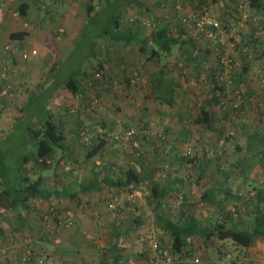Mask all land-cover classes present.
<instances>
[{
  "label": "rangeland",
  "instance_id": "374dc122",
  "mask_svg": "<svg viewBox=\"0 0 264 264\" xmlns=\"http://www.w3.org/2000/svg\"><path fill=\"white\" fill-rule=\"evenodd\" d=\"M189 1L163 0V6L170 8L169 14L171 16L170 22L166 25L170 28H173L178 23L181 25L179 17H186L191 11L197 10L196 8L198 7L206 8L211 17L216 16L226 19L227 29H217L216 39L210 40L208 44V40H201L199 43L201 46L207 45L212 49L216 47L212 53L210 51L207 54V56L209 55L207 63L210 62L209 65H214L216 69L220 68L216 60V54L222 55L224 58L222 64L224 69L232 66L230 72L238 71L245 63L244 60L248 59L246 63H248L249 73H247L242 84L236 85L235 88L239 89V91L237 90L238 93H235L234 90L233 92L229 90V93H227V96L231 97V101L234 103L236 101V104H239L238 110L234 111L229 104L224 105L225 109L227 108L226 115L224 119L214 124L217 128L216 131L210 132L204 126L194 123L193 117L197 114L199 107L205 103L204 94H210V86H206V83L203 82V79L205 80L204 76H201V80L197 76L195 78L192 77L194 84L191 82L190 77L187 76L189 63L184 67L182 66V75L178 76V74V78L176 77L177 86L174 94L172 91L174 106L169 107L166 104L154 101L149 95L147 83L144 81L147 78V70L153 64L155 65V60L150 63L151 65L149 64L148 68L144 69L143 61L134 60L136 55L134 51H131V46H127L125 58L128 57L131 63L124 66V71L114 70L113 75L110 71L105 74L114 82L109 89V93L112 94L109 98L113 97V102H111L112 106L110 105L108 112L106 110L104 112L99 102L102 91L98 95L93 92L94 87H85L87 91L84 93V102H82L84 103V112L94 115V118L97 115L98 119H102L103 122L98 120L99 122L93 125L91 121L95 122V120L88 117V115L83 118L80 116V119L82 118L83 127L95 129L96 133H98V129L108 131V135L118 134L123 130L129 132L127 137H123L118 141H108V145L105 146L106 150L93 156V159H109L107 161V170H103L99 176L106 175L109 178H115L120 173V169L131 166L139 170L142 180L136 186H132L131 189L106 187L100 184L98 190L79 192L73 198L65 195L57 198L52 203L33 200L30 203V211L27 210L29 215L25 214L24 218L29 227H26L27 229L23 231L28 233V237L34 239L40 237L36 227L40 221L38 210L40 211L41 208L48 209L50 212L47 218H50L51 215L54 217L57 215L61 219L59 224H55L52 220L50 221V229H55V233L49 234L51 241L55 239L56 235L58 236L61 230L65 231L70 226L71 228L74 227L69 223V219L72 221L73 210L79 209L85 215L83 221L79 224H83L82 228H86V231L80 229L81 236H71L70 238H72V242L74 238L77 239L78 251H80L79 253L84 261L91 259L94 261L93 264H95L97 257L100 256L102 259V257L107 256V252L101 248V243L104 240L102 233L105 230L97 225L106 223L111 233H114V231L122 232L120 233V238L119 236L114 238L113 234L109 237L110 240L114 239L112 243H114L119 255L125 251L126 262L127 257H130L132 264H144L145 258L141 257L140 254L147 251L153 242H159L160 244H166L167 242L166 240L163 241L160 227L153 220L149 211L151 182L175 185L179 189L180 193L176 195L177 198L174 199L170 196L164 205L166 214L171 217L178 216V211H182L184 215H189L190 208L180 198L181 194H183L181 196L185 197V200L197 198L203 191H209L210 188L212 190L216 189L218 186L217 180L219 179L221 180L220 183L228 185L229 193H249L253 192L252 188L264 190V145H259L258 152H250L251 155L245 159L242 156H248L249 151L244 150L241 138L238 135V127L241 129L244 127L243 129L248 131L258 129V121L252 118L256 112V109L253 111L254 106L264 108V83H260L259 78L255 75L257 71L264 68V9L255 13L245 2H233L232 0H203V3H198L197 5L196 3L191 4ZM93 7L95 8V5ZM173 9L175 12H173ZM109 10L110 8L105 7L104 10L100 11V14L98 12V16L96 18L93 17V20L86 24L83 35L80 38V47L75 48L72 54L66 53L63 55V60L56 72L58 79L65 77L81 65L89 64L88 67L92 65L93 60L88 57L89 40L92 38L90 43L92 47L100 45L102 39L96 37V34L101 30V27L108 24L105 14ZM235 10H239L238 20H229L228 17L235 15ZM252 27H255L258 31L260 30V32H257L260 43L257 44L256 48L263 52L261 55H258L257 51H250L249 46L247 48L244 46L246 36L244 38L241 33H246ZM145 28V31L148 32L149 29ZM183 28L186 35H190L193 38L196 36L195 31L189 26L185 25ZM175 50L172 47L169 54L160 53L157 57L159 58L158 63L167 62V65L172 66L176 56L178 59L176 66L180 67L184 63V57L187 56V52L184 53L179 49L180 51L178 52L177 50V54H174ZM243 56H247V58H243ZM49 60H51L50 57L43 60L41 53L37 54L33 59V61H37L35 62L36 67L41 70L46 68ZM117 67L120 68L122 66L117 64ZM158 75L159 73L155 71L150 76L156 78ZM123 76L127 77L128 85L124 83ZM94 84L96 86V83ZM160 91L163 93L161 94L163 97L171 94L170 88L166 83H162ZM88 92L97 95L94 101L91 102V99L89 101V97L86 99L85 95ZM234 93L235 96L232 95ZM191 101H194L193 104H191ZM9 107L11 108V104ZM102 112L105 117H102ZM14 113H16V110L12 106L9 109L7 121L0 127V150L6 154L4 164L10 168L7 174L11 176V179L15 178L17 180L24 173L35 175L41 169L42 174L49 175L51 187H56L59 184V176L65 171L70 172L69 176L65 174L64 179L67 181L76 180L78 184L89 182L92 175L91 162L96 160L90 159L84 163L83 161L81 162L86 146L78 150L65 151L68 157L66 160L64 159L63 163L61 161L63 156L59 155L64 152L55 149L53 153L56 155L52 161L54 176L49 174L52 170L49 167L51 164L49 159L46 164L49 165L47 167L46 165L28 162L24 173H22V155H28L32 152L31 146L23 143L22 136H25V134H22L23 128L26 126L34 128L38 124L40 116L45 114V111H41L36 118L29 116L33 113L32 110L20 114V117L14 116ZM71 113H75V111ZM54 120L57 121V118H54ZM59 120L62 125L66 124L64 119L60 118ZM262 120L264 121V118ZM260 127H264V122ZM89 134L91 135V133ZM85 137L88 139L87 136ZM86 138L81 141L83 143L86 142ZM234 144L239 148H234ZM114 149L116 150L113 151ZM124 153H126L125 157ZM73 160H80L77 167L73 164ZM138 160L141 162L140 165H138ZM198 160H202L204 163L198 165L196 164ZM236 161H241V164L235 165ZM144 167L148 170H143ZM47 168H49V171ZM78 168L79 171L76 170ZM234 176L235 179L233 180ZM226 179L228 180L227 182ZM67 181H64V184H67ZM56 188L64 189L65 187L58 185ZM75 189L76 187L69 186L68 190H65L69 192ZM213 193L215 192L213 191ZM239 200L240 198H230L231 202L229 204L231 206L229 205V207L233 206L236 209L239 204H242V201L239 203ZM56 211L61 212V214ZM15 214V211H1L0 209V225L5 228L8 226L10 230L13 221L15 220L16 222ZM138 215H140L141 223L134 228L135 222L133 221L136 217L138 218ZM74 223H78L77 220ZM53 224L56 226L54 227ZM92 224L93 226H91ZM87 227L91 228L88 229ZM124 230H127V232H123ZM20 233L22 234V231ZM19 235L17 234L16 236ZM5 237L7 239L12 237V232L10 231V234H6ZM194 241L197 245V240ZM123 244L125 246H121ZM197 247L199 248L198 245ZM100 252H104L102 256ZM45 253L38 252L36 263H33L48 264L41 262L43 255H47L46 251ZM184 264L188 263L185 261Z\"/></svg>",
  "mask_w": 264,
  "mask_h": 264
},
{
  "label": "trees",
  "instance_id": "16d2710c",
  "mask_svg": "<svg viewBox=\"0 0 264 264\" xmlns=\"http://www.w3.org/2000/svg\"><path fill=\"white\" fill-rule=\"evenodd\" d=\"M232 1L245 2L249 8L255 11V13L261 12L264 9V0ZM203 2V0H198L196 2V5ZM149 5L150 4L146 0H105L104 4L97 8H94L93 5H89L85 7L86 22L84 28L90 20H93V17L96 18V16H98V12L100 14V11L104 10V8L107 7L110 8V10L107 14H104L106 16L105 19L108 21V24L101 27V30L98 31L96 37L101 39L104 38L105 40L111 41V43L116 42L124 44L125 46H136L137 52L141 54L143 56V59L147 61L155 60L156 62V60L159 59L157 57L160 53L169 54L172 47L177 50L181 49V51H183L184 53L187 52V56L184 57V63L180 67L176 66V62L178 61L176 56L174 57L175 61L172 66H169L167 65V62H164V65H162L161 67L169 66L168 68L166 67V75L168 77H165L166 75H164L161 71H157L159 73L158 77L152 78L151 76L149 79L150 96L152 97V99L159 103L166 104L169 107H171L173 104L172 91L174 94L175 87L177 86L175 85L176 82L172 79L176 78L178 74V76L182 75L183 67L190 62L192 64H195L196 68L202 66L203 64L208 66V73L204 72L205 80H203V82L206 83V86H210V94L204 98L205 105L199 107L197 114L195 115V117H193V122L204 126L206 130H217L214 124L217 121L224 119L226 115L225 112L227 111V108L225 109L224 105L226 106L227 104H229L231 109L233 107L234 111L238 110L239 104L237 105L236 101L235 103L231 101L232 99L231 97L227 96V93H229V90L232 92L234 90L235 93H238L239 89L235 88L236 85L242 84V82L246 78L247 73H249L247 65L248 63H246L248 62V59H245V63H243L241 68H239L238 71L234 72H230L232 66H228L225 69L223 68L222 64L224 58L222 57V55L220 56L219 54H216V60L220 68L216 69L214 65H209L210 62L207 63L209 56H207V54L210 53V51L212 53L216 47L212 49L207 45L201 46L199 42L201 40H208V44L210 40L212 41L213 39L217 38V29H227V24L225 21L226 19L223 17H211L208 14L213 24H202L200 26L195 25L193 22L191 23L182 21V17H179L181 25L178 23L173 26V28H170L166 24L164 25L157 22V17L155 18V16L147 17L145 15L146 17H141L143 19L140 20V22L138 21V19H136V21H133L132 19V22H135V24L131 23V26H137V24L140 23L141 30H145V27L149 29L146 34L144 33V36H141L138 32L135 31V29H133V27L127 25V23H124L122 21V17L128 9H133L137 13L138 11H140V14H145L146 11L149 10ZM16 8L18 16H23L26 12L27 4L24 0H19ZM196 9L198 10L200 8L198 7ZM204 9L206 10V8ZM173 12H175L174 9ZM238 18L239 10H235L234 16L228 17L229 20L233 21L238 20ZM145 24H149V26ZM185 25L189 26L195 31L196 36H194V38L190 35H186V32L183 28ZM23 26L25 27L26 23ZM138 27L139 26H137V29ZM247 32H240L244 38L246 36L244 46L246 48L249 46L250 51H257L258 55H261L263 52L256 48L257 44L260 43V40L258 39L259 35L257 33L260 32V30L258 31L255 27H252L249 28ZM13 36V38L20 40L24 36V31L17 32ZM49 36L51 35L47 34L45 36L43 45L46 48L48 47V49L51 51L54 58V63L52 65H56V63L59 61V52L57 50V47L49 44ZM91 41L92 38L89 40L88 44V57H91L93 60L97 57L99 58L100 55H98L97 51L90 45ZM209 48L212 50H210ZM28 52L29 51L25 53ZM22 53H24V51L19 54V59L21 61H26L27 59H29V57L33 56L28 55V57L22 58ZM245 57L247 58V56H243V58ZM101 68L102 67L100 63H93L88 67L87 70L82 69L79 66L76 70L70 72L66 75V77H64L63 87L72 94H75L79 90H82V84L84 85L82 86V88L85 86L93 87V83H101L104 78ZM195 72L198 73V70H196ZM7 73L13 74V68L7 71ZM96 74L98 75L95 76ZM195 75L197 76L198 74ZM255 75L257 76V74ZM162 83H166L170 88L171 94H168L167 97L161 96V94H163L160 91ZM40 90L42 92H45V89L42 87ZM235 93L232 95L235 96ZM0 96L1 100H4L7 103H12L14 99L13 84L9 82L0 83ZM96 96L97 95L92 94L89 97V101L91 99L92 102L93 99L96 98ZM31 105H33L37 113L45 111V114L40 116L38 124H36L34 128H31L29 126L23 128L24 133L22 134H25L26 136V138L24 135L22 136L23 143L31 146L32 152H30L28 155H22V173H24L25 166L31 159L35 164L37 163L43 166L48 163L49 159V161H51V164L50 166L46 165V167L49 166L50 168H52L49 174L54 176L52 161L55 158L56 154H54L53 151L55 149H59L60 151L62 150V145L60 143L63 139V129L58 123H56L50 112L44 109L43 101H38L37 99L32 100V102H28L27 107ZM29 116L31 117L32 113ZM108 141L114 140H112L108 136V131L104 130L103 133H95V137L92 140H87L86 142H84V144H86V151L83 157V163L90 159H93L94 155L100 154ZM248 149L247 151H249ZM256 152H258V149L256 150ZM5 155V152L0 150V208L5 211L16 212V225L14 226L15 230H18L19 225L22 224V222H25V211L30 209V203L33 200L52 203L54 202V200H57V198L63 197L65 195L73 198L76 193H79L78 187L81 188L80 191L90 192L92 190H98L100 184H103L106 187L131 189L132 186H136L142 180V177L139 174V170H136L131 166H126V168L120 169L119 175L115 178H109L106 175H101V179L99 180L98 176L100 173H102V171H99V166L95 161L93 162L92 175L90 176L89 182H86L85 184L75 183L71 185L76 187L77 190L75 189L74 191L72 190L67 192L65 189L68 190V187L66 188L64 185L58 183V185H61L65 188L59 189L56 188L58 186L56 185V187L52 190H47L42 187V175L33 178L24 173L19 176L17 180L15 178L11 179V176L7 174L10 168L6 164H4ZM140 163L141 162H139L138 165H140ZM95 169L98 173H96ZM144 169L145 167L143 168V170ZM47 170L49 171V168H47ZM103 170H107V168L104 167ZM38 172L40 174L42 173V170L39 169ZM149 193V211L153 220L160 227L161 237L163 241L166 240L167 242L166 244L155 242L157 248L153 249L150 245V248L145 251L146 253L144 252L140 254L141 257L145 258L144 264H154L153 260H155L157 249L166 250L169 253L170 261L167 264H184L185 261L188 264H206L209 261L208 256H206V248L210 246V241L212 240L228 239L237 245L246 247L253 237H264V210H257L253 217L252 224L248 229L236 228L232 226H226L222 222H217L209 216L206 217V219L200 217L201 211L208 208L209 205H211V203L213 202V196H211V193H213V191H203L199 195V197L187 200H185V197H182L181 195L183 194H181L180 198H182L184 202H186L187 206L190 208V211L189 215H184L182 211H178L179 215L176 217L169 216L168 214H166L164 209V205L167 203L170 196L175 199L177 198L176 195L180 193L179 189L175 185L172 186L165 183L151 182ZM226 193L229 192L226 191ZM57 213L61 214V212ZM38 214V218L40 219L37 225V232H39L40 235L39 239H41L42 242L50 243L51 238H49V234L55 233V229L51 230L49 227V225L51 224L50 221L52 220L55 224H59L61 222V219L57 215L56 217L51 215L50 218H47L50 214L48 209L41 208L40 211L38 210ZM38 214L36 215L38 216ZM140 221V215H138V218L136 217L133 221L135 222L134 228L141 223ZM69 223L72 224V221L70 219ZM53 226L55 227L56 225L53 224ZM127 230H124L123 232L126 233ZM113 236H117V233H115V231L113 233ZM196 238L199 239V242L197 241V245L199 246V248L194 241L196 240ZM15 251V253L18 255L17 259L24 264H34L33 262L36 263L37 255H39L37 254L38 251L34 252L33 248L27 245L18 246ZM1 255H3V251L1 252L0 256ZM47 258H49L48 253L47 255H43V259L41 260V262L46 263L45 261ZM112 264L114 263L112 262ZM230 264L238 263L236 261H232L230 262Z\"/></svg>",
  "mask_w": 264,
  "mask_h": 264
},
{
  "label": "crops",
  "instance_id": "0c3cea01",
  "mask_svg": "<svg viewBox=\"0 0 264 264\" xmlns=\"http://www.w3.org/2000/svg\"><path fill=\"white\" fill-rule=\"evenodd\" d=\"M24 1L27 4L26 12L23 16H18L16 7L19 0H0V83L9 82L13 84L14 88V99L12 103H7L4 100H1L0 96V127H2L5 121H7L9 109H11L12 106L13 109L16 110L14 116L19 117L20 114L24 113L25 111L28 112L32 110L33 113L31 117L36 118L39 116V113H37L33 105L27 107L28 102H32V100L36 99L38 101H43L44 109L48 110L53 118H57L56 123H58L63 129V139L60 144L62 145L61 151H63L64 153L59 155L63 156V160H61L63 163L64 159L66 160L68 157L65 151L74 149L78 150L86 146V144L81 141L86 138L85 136L88 137V139L86 138V140H92L95 137V129L93 130L89 129L90 127L88 129L83 127L82 118L87 117L88 115V117H91L93 120H95V122L91 121L93 125L97 124L99 121H103L102 119H98L97 115L96 118H94V115L84 112V103L82 102H84V93L85 91H87L85 89L86 86L82 88V86H84L82 84L81 89L83 91L79 90L75 94L70 93L63 87L64 77L59 79L56 78L57 68L63 60L64 54H72L75 48L77 49L80 47L79 40L83 34V28L86 22L85 7L89 5H95V8L100 7L104 4L105 0ZM146 1L150 5L149 10L146 11L145 14H140V11H138L137 13L133 9H128L124 13L122 21L124 23H127V25H130L131 23L135 24V22H132V19L133 21H136V19H138V21L140 22V20L143 19L141 17H153L154 15L155 18L157 17V22L161 24L165 25L170 22V8H167V6H163V0ZM197 1L198 0H190L189 2L191 4H194ZM25 23L26 26L24 27L23 25ZM137 26H139L138 29ZM137 26L132 25L131 27H133V29H135V31L138 32L141 36H144L146 34V31L144 29L141 30L140 23H138ZM20 31H24L23 38L20 40L13 38V35ZM47 34L51 35L49 36V44L57 47V50L59 52V61L56 63V65H52L54 63V58L51 51L48 49V47L46 48L43 45V40ZM93 48L100 56L99 58L97 57L96 59H93L92 64L100 63L102 67L101 70L104 76L101 83L96 84V86L94 83L92 84L94 87L93 92H97V94L99 95V92L102 91L101 97H99L101 98L99 99V102L101 103L104 112L105 110L108 112V110H110V105L112 106L111 102H113V97L109 98V96L112 95L109 93V89L110 86H113L112 84L114 82L113 80L111 81L110 77H107L105 74L110 71L113 75L115 72L114 70L124 71V66L130 64L131 60L128 57L125 58V49L127 48V46H125L124 44L116 42L111 43V41L105 40L103 38L100 45ZM30 49H34L36 51V54L29 57V59H27L26 61H21L19 59V54L22 51L27 52ZM131 51H134L136 55L134 60L138 59L140 62L143 61L144 69L148 68L149 64L152 63V60L147 61L143 59V56L137 52L136 46L131 45ZM39 53H41L43 60L47 59L48 57L51 58V60H49L50 62H47L46 68H42V70L36 67L35 62L37 61H33L34 57L37 56V54L39 55ZM174 54H177V49L174 51ZM117 64H120L122 67L118 68ZM88 65H81L80 67L87 70ZM162 65H164V62L162 64H159L157 59L155 65L153 64V67L151 66L147 70V78L144 82L147 83V90H149V95V79L151 77L150 75L155 71H161L164 75H166V67L168 68V66L161 67ZM10 66L13 68V74L7 73V71L12 69ZM196 70H198V73L195 72ZM187 72V76L190 77L191 82H193L192 77L195 78V74H198L197 77L201 80V76L205 75L204 72L208 73V66L203 64L202 66L196 68L195 64L189 63ZM141 73L143 72L141 71ZM123 79L124 83L128 85L127 77L123 76ZM172 80L176 82L177 78H174ZM175 85H177V82ZM41 87L45 89V92H42L40 90ZM92 94L94 93L88 92L87 95H85V97H87L86 99H88V97H90ZM206 95L207 94H204V97H206ZM191 102V104H193L194 101ZM10 104L11 108L9 107ZM204 105L205 103L202 104V106ZM172 106H174V104H172ZM255 109L256 112L252 118L258 121V129L248 131L243 129L244 127H242V129L238 127V135L240 136L239 138H241V143L243 144L244 150L247 151V149L249 148V155L242 156L245 159L251 155L250 152H255L257 149H259V145H264V127L259 128V126H261L264 122L262 120V118H264V108H258L257 106H254L253 111H255ZM73 111H75V113H71ZM80 116L82 117L81 119ZM102 117H105L104 113ZM60 118L65 120V125L61 124L59 120ZM209 131L211 132L216 130L213 129ZM22 133H24V131ZM89 133H91V135ZM106 145H108V142ZM105 146L103 150H106ZM233 147L237 148L238 146L234 144ZM115 150L116 149H114L113 151ZM123 155L125 157L126 153H124ZM93 160H96V163L99 166V171H103L104 167L107 168V161L109 159L101 160L94 158ZM79 161L80 160H73V164L77 167ZM82 161L83 160H81V162ZM29 162H33L34 164V161L32 159ZM93 162H91V166H93ZM203 163L204 162H202V160H198L196 164L201 165ZM236 164H241V161H236L235 165ZM90 169L92 171V168ZM76 170L79 171V168ZM96 173H98L97 170ZM65 174L69 176L70 172L65 171L63 174L61 173V176H59V184H62L63 182L62 185H64L66 188L75 183L78 184V181L76 180H65ZM39 175H42L41 178L43 188L47 190H52L53 188H55V186H50V177L47 174H39V172H37V174L29 175V177H36ZM98 179L100 180L101 176H99ZM234 179L235 176L233 177V180ZM64 181H67V184H64ZM220 181V179L217 180L218 186L216 189H209V191L215 192L211 193V196H213V202L211 203V205H209L208 208L201 211L200 217L206 219V217L209 216L213 220L222 222L226 226L248 229L252 224L253 217L257 210H264V190L252 188L253 192L229 194L226 193V191H228V185L226 186V184H222V182L220 183ZM227 181L228 180L226 179V182ZM78 189L79 192H83L80 191L81 188L78 187ZM230 198H240L239 203L242 201V204H239L236 209H234L233 206L229 207V205L231 206V204H229L231 202ZM61 209L63 210V208ZM26 211L25 214H28V211ZM73 211L74 212H72L73 215L71 217V225H73L74 227L71 228L70 226L68 230H61L58 236L56 235L55 239L50 243L42 242L41 239H39L40 237H37L36 239L28 237V233L23 231L27 229L26 227H29L27 222L19 225L18 230H15L14 227L16 225L15 220L13 221L10 230L8 229V226L5 228L3 225H0V250L1 252L3 251V255H1L2 257L0 256V264H24L17 259L18 255L15 253V249L18 246L24 245L31 246L34 251L44 253L46 251L49 254L48 260L46 259V263L48 264H93V260L90 259L89 261H84L81 257V254L79 253L80 251H78L79 247L77 239L74 238V241H71V236H81L82 233L79 232L80 229L86 231V228H82L83 224H79L81 221H83V217L85 215H83L82 211H79V209H74ZM76 220L78 223H74V221ZM97 225L105 230L104 233H102L104 240L101 243V248L107 252V256L102 257V259L100 258V256L97 257L95 263L112 264L113 262L114 264H132V259L130 257H127L126 262L124 253L125 251L121 252V255H119V253L117 252L118 250L114 246V243H112L114 239H109V237L113 233L108 230V225L106 223ZM91 226H93V224ZM87 228L90 229L91 227ZM36 230H38L37 227ZM10 231L12 232V237H9L7 239L5 235H9ZM20 231H22V234L20 233ZM115 233H117V236H114V238L118 236L120 238L121 232ZM17 234L21 235L16 236ZM196 240L199 242L198 238H196ZM121 246L125 245L123 244ZM103 253L100 252V255L102 256ZM206 256H208L209 259L206 264H230V262L232 261H236L238 264H264V237H253L246 247L237 245L228 239L212 240L210 241V246L206 248Z\"/></svg>",
  "mask_w": 264,
  "mask_h": 264
},
{
  "label": "built area",
  "instance_id": "2783aa9c",
  "mask_svg": "<svg viewBox=\"0 0 264 264\" xmlns=\"http://www.w3.org/2000/svg\"><path fill=\"white\" fill-rule=\"evenodd\" d=\"M182 21L185 22H193L195 25L200 26L202 24L211 25L213 22L211 21L207 11L204 8H200L198 10H195L191 13H189L186 17H182ZM36 51L34 49L29 50L28 53H22V58L28 57V55H34ZM255 74H257V77L260 80V83H264V68L260 71H257ZM96 74L95 76H97ZM95 99H93L94 101ZM104 131L101 129H98V133H103ZM129 132L127 130H123L118 134L108 135L112 140L118 141L122 139L123 137H127ZM151 248H157L155 242L151 244ZM156 252V251H155ZM170 261V255L166 250H160L157 249L155 260H153L154 264H167Z\"/></svg>",
  "mask_w": 264,
  "mask_h": 264
}]
</instances>
